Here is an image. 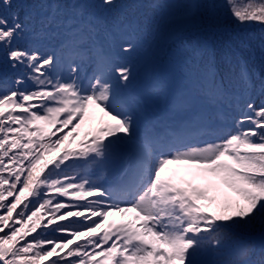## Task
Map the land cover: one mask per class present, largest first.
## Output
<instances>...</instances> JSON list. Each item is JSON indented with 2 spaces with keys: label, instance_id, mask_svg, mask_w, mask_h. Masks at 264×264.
<instances>
[{
  "label": "snow or ice",
  "instance_id": "1",
  "mask_svg": "<svg viewBox=\"0 0 264 264\" xmlns=\"http://www.w3.org/2000/svg\"><path fill=\"white\" fill-rule=\"evenodd\" d=\"M242 2L162 17L194 71L174 95L161 82L128 99L136 24L109 29L77 0L42 2L39 19L28 0H0V264H264V73L249 72L245 38L210 39L227 18L264 31V0ZM49 36L62 37L52 50L36 44ZM149 96L167 113L147 119ZM201 98L224 106L228 130L194 143L212 131Z\"/></svg>",
  "mask_w": 264,
  "mask_h": 264
},
{
  "label": "rangeland",
  "instance_id": "2",
  "mask_svg": "<svg viewBox=\"0 0 264 264\" xmlns=\"http://www.w3.org/2000/svg\"><path fill=\"white\" fill-rule=\"evenodd\" d=\"M36 44L38 45V41L37 40H36ZM163 48H164V46L162 45L158 49H156L155 51H145L142 56L139 54V59L138 60H141L142 63H144V64L142 65L143 69L141 70V73H140V76H139L138 79H140V77H143L144 74H145V77H149V75L152 72L150 70V67L152 65H154V67H155L154 69L158 68V63L153 64L150 59L152 58V54H156L158 52H161ZM126 55L130 56L129 54H126ZM174 55H175L174 53L171 54V56L173 57V62L176 60ZM168 69L171 70V73L166 76V78L169 79L168 88L172 89V91H173L172 94L174 95L175 93L179 92L180 90H182L185 87L184 84L182 83L183 77L180 74L179 70L177 69V66L168 65ZM159 77H161V76H159ZM158 83L159 82H157V84ZM136 85H138V84H136ZM134 86L135 85H133V82H131V84L129 85L128 89L131 90ZM128 89L126 91H128ZM139 89L140 88L138 87L137 89H134V90H136L138 93H140ZM141 94H145V93L142 91ZM151 98H152L154 104H157L159 98H156V97H151ZM159 105L161 106V108L166 107L165 109L166 110L168 109L167 103L159 104ZM223 107H224L223 105H219L218 107H214L213 104H211L210 102H208V101H206V100L201 98V99H198L196 101V104H195V107H194V111L201 113L204 116L206 122L213 126L216 123V119L214 118L212 112L214 111V109H216L217 111H220Z\"/></svg>",
  "mask_w": 264,
  "mask_h": 264
},
{
  "label": "trees",
  "instance_id": "3",
  "mask_svg": "<svg viewBox=\"0 0 264 264\" xmlns=\"http://www.w3.org/2000/svg\"><path fill=\"white\" fill-rule=\"evenodd\" d=\"M38 1H39L38 2L39 5H41L43 2V0H38ZM218 2H220V0H218ZM36 5H38V4H36ZM256 26H258V25H256ZM239 34H240V36H244L246 34V32L240 31ZM248 34H252V31H250ZM260 34L262 35V40H264V35L262 33H260ZM228 38H229L228 33L223 31L221 33V35L214 36L212 39L211 38L210 39L213 42V44L221 45V44H226ZM262 40L260 42H258V44L256 46H250V48H251L250 52L254 53L257 57V61L263 64L262 69H261L262 71L256 69V71L259 73H263V69H264V60H262V58H261V50H260V44H261ZM257 61H252V64L254 65L255 68H257L259 66V63ZM220 66L222 67L221 71H222V75L224 76L226 73H228V71L226 70L228 65L221 62Z\"/></svg>",
  "mask_w": 264,
  "mask_h": 264
}]
</instances>
